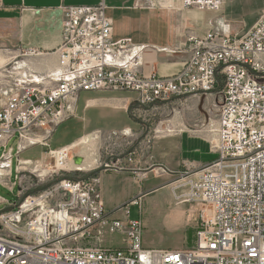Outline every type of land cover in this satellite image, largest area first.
Segmentation results:
<instances>
[{"label":"built area","instance_id":"obj_1","mask_svg":"<svg viewBox=\"0 0 264 264\" xmlns=\"http://www.w3.org/2000/svg\"><path fill=\"white\" fill-rule=\"evenodd\" d=\"M225 2L182 0L185 8L213 13H220ZM62 35L54 83L15 93L0 90V167L7 165L6 180L12 176L15 149L20 155L44 145L35 133L49 136L63 123L67 104L83 92L135 93L145 109L218 92L212 150L219 158L198 172L182 174L185 191H174L177 201L199 208L192 248H144L143 220L129 219V206L140 198L123 207L120 217L110 218L99 178L66 176L46 191L22 193L20 202L0 198L5 204L0 264H264V10L242 36L213 30L203 37L189 35L190 58L179 73L167 77L144 74V49L131 39L114 41L104 5L66 7ZM254 46H261V53H254ZM11 64L22 67L14 58L0 69ZM71 151L64 147L49 153L61 172L67 171ZM103 168L112 166L106 162ZM23 169L18 161V180ZM6 180L13 190L16 183ZM106 228L124 237L119 246L103 244Z\"/></svg>","mask_w":264,"mask_h":264},{"label":"crops","instance_id":"obj_2","mask_svg":"<svg viewBox=\"0 0 264 264\" xmlns=\"http://www.w3.org/2000/svg\"><path fill=\"white\" fill-rule=\"evenodd\" d=\"M230 1L236 0H226L222 11L213 13L198 8H185L182 0H0V57L8 59V63L17 58L23 67L21 69H59V48L62 45L65 8L104 5L106 14L113 21L114 41L131 39L136 48L144 49L142 56L144 74L172 76L183 69L191 56L187 43L189 35L203 37L213 30L242 36L248 31L240 29L233 33ZM263 10L264 5L260 8L254 24ZM83 93L110 94L88 97L83 106L85 111L89 108L110 110L119 116L117 119H122L120 121L112 119L110 122L112 126L105 131L130 126L128 123L130 121L126 120L127 109L138 104V96L131 98L126 96L128 92L115 91ZM81 94L75 103L67 104L65 119L78 113ZM88 131L87 123L81 126L80 130L73 128L74 140L54 148L58 150L70 147L84 137H91L87 135ZM44 133L37 131L35 136L44 142L47 140V137L41 136ZM186 133L188 136L184 139L189 141L188 144L183 142L182 137ZM192 137V133L184 129H180L174 135L158 137L149 158L151 163L149 160L146 161L144 169L147 180L150 176L153 177V184L142 189V192L139 173L101 171L97 178L101 183V196L106 212L110 214L139 198L142 201L152 199L153 203L149 201V209L146 208L144 215L152 211L166 212L169 216L175 213L180 218V231L190 228L196 232L199 225L198 207L191 205L192 207L188 209L182 203H174V197L164 193L163 190L167 189L159 186L160 183H167L170 180L172 174L169 173L178 174L190 170L198 172L213 161L205 158L202 148L193 143L195 140ZM184 143L186 145L183 148ZM162 169L169 173L163 172ZM137 191H140L141 195L133 199Z\"/></svg>","mask_w":264,"mask_h":264},{"label":"rangeland","instance_id":"obj_3","mask_svg":"<svg viewBox=\"0 0 264 264\" xmlns=\"http://www.w3.org/2000/svg\"><path fill=\"white\" fill-rule=\"evenodd\" d=\"M264 5V0H236L230 1V22L233 24V33H237L240 29L245 31L256 21L260 8ZM259 12V13H258ZM4 65L8 64V59ZM16 66L10 65L9 69H0V90L1 92L8 90L9 93L21 91L27 86H40L46 82L54 83L53 74L59 69H15ZM126 96L136 98L135 93L128 92ZM95 95L108 96V93H82L76 115L64 119L59 127L51 130V134L44 133L41 136L47 137L44 145H39L29 148L20 155L17 154V149L13 156L12 176L6 180L11 184H15L13 190L5 186L4 182L0 181V198L11 203L20 202L23 194L38 193L50 189L57 182L66 176H76L84 178L90 172L99 168H103L104 163L108 162L112 166L110 171L120 173H139V183L141 192L142 189L148 188L153 184V177L147 180L145 177L146 161L149 160L154 143L159 136L170 135L168 130L180 131V129L188 130L192 133L193 143L200 145L205 158L217 160L218 155L213 153V145H215V134L213 128L217 124L218 111L221 106V96L218 92L206 97H189L186 99H172L165 105L150 107L145 109L139 105H132L127 109L126 120L130 121L129 127H123L119 130H108L112 126V119H117L119 116L115 112L105 109H84V103L88 97ZM87 116V117H86ZM121 118L115 120L120 121ZM66 123V124H65ZM89 126L87 135H91V141L84 147L72 149L70 161L64 167L67 171L61 172L56 167L55 160L50 156V151L56 150L54 147L71 143L74 138L72 129L80 130V127ZM64 124V125H63ZM58 129V130H57ZM70 129V130H69ZM93 129V130H92ZM57 130V132H55ZM156 131H161L159 134ZM173 133L171 135L177 134ZM188 136V133L183 134V139ZM88 137V136H87ZM186 144L189 141H186ZM199 141V142H198ZM183 144V148L186 144ZM11 143L9 146H12ZM16 146V144L14 145ZM3 151V150H2ZM185 152V151H184ZM18 161L24 166L17 179ZM150 162V160H149ZM151 163V162H150ZM82 165L84 170L77 171L76 167ZM7 168V165L4 167ZM47 173L42 174L43 171ZM55 171L53 176L49 172ZM102 171L101 173H103ZM163 174V172H161ZM167 173H169L167 171ZM189 173H194L192 170ZM172 177L167 183H160V187L167 189L164 193L170 194L174 199V203H182L190 209L191 204L177 201L174 191L179 194L185 189L181 187L182 174L184 173H169ZM49 184L51 186L46 188ZM37 190H40L37 192ZM141 195L140 191L136 192L133 199ZM149 201L139 200L137 204L129 206V219L137 220L144 219L142 244L144 248L156 250H174L187 249L195 245L196 232L189 229L180 231V218L173 213L170 216L166 212L157 211L149 212L144 215L149 209ZM170 204V202H169ZM168 204V205H169ZM195 207V206H194ZM5 210V204L0 205V212ZM127 210V209H126ZM124 211V210H123ZM199 212V208H198ZM109 214V213H107ZM122 215L121 210L117 211L110 218H117ZM142 219V220H143ZM199 221V220H198ZM97 231L92 230L93 236L97 235ZM124 237L119 233H111L108 228L105 229V234L101 238L105 246H119ZM89 245L93 242L89 240Z\"/></svg>","mask_w":264,"mask_h":264},{"label":"bare ground","instance_id":"obj_4","mask_svg":"<svg viewBox=\"0 0 264 264\" xmlns=\"http://www.w3.org/2000/svg\"><path fill=\"white\" fill-rule=\"evenodd\" d=\"M254 53H261V46H254ZM4 64H5L4 59L0 57V68L3 67ZM23 66H26V65L23 64ZM22 68H23V67H22ZM21 70H22V69H21ZM23 70H24V69H23ZM91 138H92V137H84V138L80 139V140H79L78 142H76L74 145L70 146V149H74V148H77V147H84V146H86V145L89 144V142L91 141ZM69 161H70V160H69ZM69 161H68L66 164H68ZM59 167H60V165H59ZM76 170L80 172V171H83L84 168H83L82 165H78V166L76 167ZM42 171H43V170H42ZM7 172H8L7 169H5V168H1V167H0V181L5 182V180H6L5 176H6ZM45 173H47L46 170L43 171L41 175H43V174H45Z\"/></svg>","mask_w":264,"mask_h":264},{"label":"water","instance_id":"obj_5","mask_svg":"<svg viewBox=\"0 0 264 264\" xmlns=\"http://www.w3.org/2000/svg\"><path fill=\"white\" fill-rule=\"evenodd\" d=\"M104 170H105L104 168H99V169H97V170L89 173L88 176L86 177V179L91 178V177L95 176L96 174H98V173H100L101 171H104ZM50 186H51V184H49L46 188H49ZM38 191H40V190H37V192ZM125 206H123V207H125ZM123 207H121V208L115 210L114 212L110 213V216L114 215L117 211L121 210ZM7 210H10V209H7ZM4 211L5 210H3L2 212H0V214H2Z\"/></svg>","mask_w":264,"mask_h":264},{"label":"trees","instance_id":"obj_6","mask_svg":"<svg viewBox=\"0 0 264 264\" xmlns=\"http://www.w3.org/2000/svg\"><path fill=\"white\" fill-rule=\"evenodd\" d=\"M99 174V173H98ZM98 174H96L95 176H93V177H97L98 176ZM88 175H86L84 178H86Z\"/></svg>","mask_w":264,"mask_h":264}]
</instances>
